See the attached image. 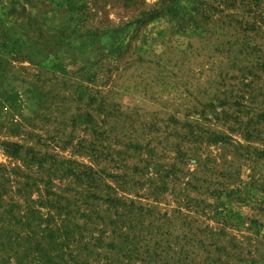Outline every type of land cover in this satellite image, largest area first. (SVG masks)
I'll list each match as a JSON object with an SVG mask.
<instances>
[{
    "label": "rangeland",
    "instance_id": "1",
    "mask_svg": "<svg viewBox=\"0 0 264 264\" xmlns=\"http://www.w3.org/2000/svg\"><path fill=\"white\" fill-rule=\"evenodd\" d=\"M0 264H264V0H0Z\"/></svg>",
    "mask_w": 264,
    "mask_h": 264
}]
</instances>
